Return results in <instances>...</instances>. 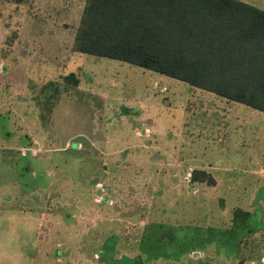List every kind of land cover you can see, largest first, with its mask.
Masks as SVG:
<instances>
[{
  "label": "rangeland",
  "instance_id": "obj_1",
  "mask_svg": "<svg viewBox=\"0 0 264 264\" xmlns=\"http://www.w3.org/2000/svg\"><path fill=\"white\" fill-rule=\"evenodd\" d=\"M84 3L0 0V264H264V113L73 51Z\"/></svg>",
  "mask_w": 264,
  "mask_h": 264
},
{
  "label": "trees",
  "instance_id": "obj_2",
  "mask_svg": "<svg viewBox=\"0 0 264 264\" xmlns=\"http://www.w3.org/2000/svg\"><path fill=\"white\" fill-rule=\"evenodd\" d=\"M72 50L161 73L264 113V10L242 0H85ZM64 79L79 81L73 72ZM191 175L215 184L203 170Z\"/></svg>",
  "mask_w": 264,
  "mask_h": 264
},
{
  "label": "crops",
  "instance_id": "obj_3",
  "mask_svg": "<svg viewBox=\"0 0 264 264\" xmlns=\"http://www.w3.org/2000/svg\"><path fill=\"white\" fill-rule=\"evenodd\" d=\"M261 9V8H260ZM229 101V100H228ZM232 102V101H231ZM234 103V102H233ZM236 103V102H235ZM237 104H239V103H237ZM239 105H242V104H239ZM244 106V105H243ZM244 107H246V109L248 108V109H251V108H249V107H247V106H244ZM220 108H222V107H220ZM256 111V110H255ZM251 119V118H250ZM222 120H221V118H216V124H217V127L218 128H216L218 131H220V133H222L223 131H224V129H225V127H224V129H222L223 127H220L221 125H223L222 124V122H221ZM242 121H243V119H242ZM226 125V124H225ZM225 132V131H224Z\"/></svg>",
  "mask_w": 264,
  "mask_h": 264
}]
</instances>
